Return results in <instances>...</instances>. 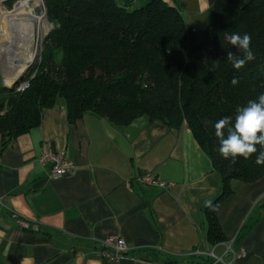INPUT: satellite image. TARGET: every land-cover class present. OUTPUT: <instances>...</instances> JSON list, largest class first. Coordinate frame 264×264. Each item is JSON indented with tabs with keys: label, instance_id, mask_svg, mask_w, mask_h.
Wrapping results in <instances>:
<instances>
[{
	"label": "crops",
	"instance_id": "obj_1",
	"mask_svg": "<svg viewBox=\"0 0 264 264\" xmlns=\"http://www.w3.org/2000/svg\"><path fill=\"white\" fill-rule=\"evenodd\" d=\"M164 1L199 41L206 36L216 0ZM1 143L0 134V150ZM44 149L64 151L73 170L53 177L50 164L38 160ZM145 173L174 185L145 186L138 181ZM221 188L189 128L172 131L148 116L117 126L93 113L70 123L58 97L39 126L0 151V264H264V175L233 182L216 211L226 239L212 245L203 210ZM111 235L129 249L117 263L94 254Z\"/></svg>",
	"mask_w": 264,
	"mask_h": 264
},
{
	"label": "trees",
	"instance_id": "obj_2",
	"mask_svg": "<svg viewBox=\"0 0 264 264\" xmlns=\"http://www.w3.org/2000/svg\"><path fill=\"white\" fill-rule=\"evenodd\" d=\"M131 2L45 0L53 27L24 79L28 87L20 91L21 82L7 87L0 81V151L39 126L42 110L58 97L66 100L70 123L86 113L117 126L148 116L172 131H192L221 176V191L211 201L219 206L234 181L264 175L256 155L235 163L220 156L213 127L223 116L234 119L238 107L264 92V0H216L214 22L200 41L177 7L151 0L130 9ZM232 33L251 36L254 59L240 70L227 59L228 51L243 56L225 39ZM212 63L220 65L215 72L209 71ZM203 216L206 240L224 241L216 211L205 206Z\"/></svg>",
	"mask_w": 264,
	"mask_h": 264
},
{
	"label": "clouds",
	"instance_id": "obj_3",
	"mask_svg": "<svg viewBox=\"0 0 264 264\" xmlns=\"http://www.w3.org/2000/svg\"><path fill=\"white\" fill-rule=\"evenodd\" d=\"M225 39L243 53L240 57L231 51L227 52V59L234 69L240 70L254 59L249 34H226ZM219 68V63H212L209 71L215 72ZM231 83L238 84V78L233 77ZM213 127L219 142L218 152L225 160L235 163L238 157L247 160L256 155L255 163L264 165V150H260L264 149V92L256 99L249 100L245 106L238 107L234 119L232 116H223L214 122ZM205 206L219 211V206L213 205L211 201H207Z\"/></svg>",
	"mask_w": 264,
	"mask_h": 264
},
{
	"label": "bare ground",
	"instance_id": "obj_4",
	"mask_svg": "<svg viewBox=\"0 0 264 264\" xmlns=\"http://www.w3.org/2000/svg\"><path fill=\"white\" fill-rule=\"evenodd\" d=\"M43 0H19L12 11H0V48H11L12 65L20 70L30 65L38 56L41 37L45 34V12L37 10ZM46 25V26H45ZM9 84L12 80L8 81Z\"/></svg>",
	"mask_w": 264,
	"mask_h": 264
},
{
	"label": "built area",
	"instance_id": "obj_5",
	"mask_svg": "<svg viewBox=\"0 0 264 264\" xmlns=\"http://www.w3.org/2000/svg\"><path fill=\"white\" fill-rule=\"evenodd\" d=\"M4 1L6 0H0V4ZM131 1L136 2V0ZM28 85V81H23L19 84L17 90L22 91L27 88ZM38 160L41 165L50 164L53 177L67 175L74 168V163L62 150L44 149ZM138 181L145 186H155L162 189H169L174 185L172 182L163 180L152 173L142 174L138 178ZM128 250L126 241L122 236L111 235L101 241L100 247L94 250V254L97 257L103 258L108 263H117L125 254H127Z\"/></svg>",
	"mask_w": 264,
	"mask_h": 264
},
{
	"label": "rangeland",
	"instance_id": "obj_6",
	"mask_svg": "<svg viewBox=\"0 0 264 264\" xmlns=\"http://www.w3.org/2000/svg\"><path fill=\"white\" fill-rule=\"evenodd\" d=\"M19 0H6L4 1L2 4H0V11L2 8L8 10V11H12L15 8V4L18 2ZM46 4H45V0H43V3L40 7L37 8V10L39 11L40 14H43L45 12L46 14ZM46 18H47V26L45 27V34L43 35V38L41 37L40 40V46H39V53L37 58L33 61L34 64L33 66L41 59V55L42 52L44 50V41L46 36L49 34V32L51 31L53 25L52 23L49 21L48 19V15L46 14ZM1 45V44H0ZM11 48L9 46L4 47L3 49L0 48V81L3 84H8L9 80H12L14 82L15 79H17L19 76H21L22 74H24L25 72H27L28 70H26L30 65H28L27 67L23 68L22 70H20L19 66H15L12 65L9 62H12V58L13 56H11L12 53L15 52H10ZM12 57V58H11ZM32 68V67H31ZM30 70V69H29ZM27 76V75H25ZM25 81L24 78L22 80V82ZM12 84V83H11ZM8 84V85H11ZM14 86V85H13ZM12 86V87H13Z\"/></svg>",
	"mask_w": 264,
	"mask_h": 264
},
{
	"label": "water",
	"instance_id": "obj_7",
	"mask_svg": "<svg viewBox=\"0 0 264 264\" xmlns=\"http://www.w3.org/2000/svg\"><path fill=\"white\" fill-rule=\"evenodd\" d=\"M46 14H47V8H46ZM35 62V61H34ZM34 62L26 69V70H28L27 72H25L24 74H22L21 76H19L17 79H15L14 80V82H12V84L11 85H8V84H4L5 86H7V87H12L13 85H16V84H18V83H20V82H22V80H23V78L25 79V75H29L30 74V72H31V69L33 68V64H34ZM32 67V68H31ZM30 69V70H29Z\"/></svg>",
	"mask_w": 264,
	"mask_h": 264
}]
</instances>
